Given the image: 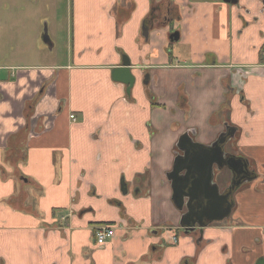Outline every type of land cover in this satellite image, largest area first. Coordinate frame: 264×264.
<instances>
[{"label": "crops", "instance_id": "0c3cea01", "mask_svg": "<svg viewBox=\"0 0 264 264\" xmlns=\"http://www.w3.org/2000/svg\"><path fill=\"white\" fill-rule=\"evenodd\" d=\"M39 1L0 0V264H256L264 257V5L49 0L46 43ZM173 31L190 51L213 43L229 55L176 63L167 50ZM124 56L136 78L130 94L112 77ZM195 76L199 88L223 80L198 91ZM224 120L256 174L229 218L186 232L166 176L175 146L193 129L211 143ZM102 225L116 232L98 245Z\"/></svg>", "mask_w": 264, "mask_h": 264}, {"label": "water", "instance_id": "95a60500", "mask_svg": "<svg viewBox=\"0 0 264 264\" xmlns=\"http://www.w3.org/2000/svg\"><path fill=\"white\" fill-rule=\"evenodd\" d=\"M144 30L147 37L149 29L145 27ZM175 33V38L178 39V34ZM43 40L46 43L50 42L47 29L43 34ZM112 77L114 81L122 82L127 86V94L131 93L136 78L132 72L131 62L126 56L123 57L121 66L113 68ZM195 133L196 131H193V134ZM186 136H189L187 140L185 139ZM180 143H183L184 146H187L188 143V145H196L206 151L205 147L194 142L189 134H184L180 137L178 146L181 148ZM213 154L212 156L204 154L198 162L189 163L186 167H181V157L183 156H177L172 169L166 174L172 188V199L176 208L179 211H183L184 206L188 209L187 213L185 212L181 215L180 220V224L186 232H191L196 228L202 231L211 223L221 222L231 216L234 208V203L229 200V194L221 193L219 186L213 182L216 172L215 165L218 167L228 165L234 172L238 169L240 170V168L243 170L244 166L247 167V165L240 159L236 160L235 157L227 159L224 156L225 159L221 148L215 149ZM219 162H221L220 165ZM192 168H196L197 175L191 173ZM201 199L210 201L211 206L206 209L203 218H198V221H195L193 216H196L198 212H193L189 205ZM256 264H264V257L258 259Z\"/></svg>", "mask_w": 264, "mask_h": 264}, {"label": "flooded vegetation", "instance_id": "af4514ba", "mask_svg": "<svg viewBox=\"0 0 264 264\" xmlns=\"http://www.w3.org/2000/svg\"><path fill=\"white\" fill-rule=\"evenodd\" d=\"M226 1L235 2V0H226ZM259 1L264 5V0H259ZM165 10L166 11L168 10V13L170 12V9L168 8V6L166 7ZM161 12H162V8H160V14H161ZM168 13L166 14L167 16H168ZM175 32H177V33H175ZM174 33L178 34V39L175 38L176 35H174ZM179 39H180V33L178 31L171 32L169 37H168V46H171V43L173 44L175 42H178ZM169 49H170V47H167V50H169ZM146 83H148V80L146 81ZM193 131H196V133L193 134ZM235 132H236V128L224 120L223 127H222V129H220L218 131L214 140L211 143L204 144V143H201L197 140V135H198L197 129H193L191 131L187 130L179 136L178 143L174 149L175 150V158L177 156H183V157H181L182 158L181 167H186L187 165H189V163H192V162H198V160L204 154H207L209 156L214 155L213 151L215 149H218V148H221L223 157L225 156L227 159H229L230 157H235L236 160L237 159L242 160V162L244 164H246L247 167L244 166L243 170L240 168V170L238 169L236 172H234L228 165L223 166V167H218L217 165H215L216 172H215V176L213 178V182L219 186L221 193L229 194V200L232 201L234 204H235V200H234L235 196H236L237 192L239 191V189L241 188V186H243V184L248 179H250L251 177H253L256 174V172L254 170V166L252 165V162H250L248 159L242 157L241 155H239L236 152V146L234 143L232 144V141L236 142L235 141V135H236ZM184 134H189L191 139L194 142L203 145L205 147L206 151H203L201 148H199L196 145H188L189 143L187 144V146L186 145L184 146L183 143H180L181 144V148H180L178 146V144L180 141V137ZM188 137L189 136H186L185 139L187 140ZM185 153H186V155L184 156ZM220 163L221 162H219V165H220ZM191 173L194 175H197L196 168H192ZM210 206H211V202L204 200V199L194 201L192 204H190L189 207L192 208V211L198 212L196 216H193L194 220L198 221V218H203V215H205L206 209L209 208ZM181 212H182L181 215L185 212L187 213L188 212L187 207L184 206L183 211H181Z\"/></svg>", "mask_w": 264, "mask_h": 264}, {"label": "rangeland", "instance_id": "374dc122", "mask_svg": "<svg viewBox=\"0 0 264 264\" xmlns=\"http://www.w3.org/2000/svg\"><path fill=\"white\" fill-rule=\"evenodd\" d=\"M11 1L14 2L15 4L21 2L18 6L27 7L30 5V3L34 2L35 0H11ZM46 1H49V0H43V2L41 1L42 3L39 1L38 5L36 7L38 9L37 11L39 12L38 13V15H39L38 27L40 30L39 31L40 40L42 39V36H43L46 29H47L49 36H50V32H51L49 29V25H48V23H49L48 17L50 15L51 11H48L49 3ZM7 3L9 5H13L10 1H7V2H5V6L7 5ZM65 4L66 3L64 2V5ZM40 17H44L45 19L41 20ZM203 42H205V41H203ZM47 47H49V46H47ZM169 47H170L169 51L176 53L175 55L178 58L177 61H175L176 63L181 62L179 58H182V57L183 58L186 57L189 60L188 55L198 56V58L200 60H204V62H208L210 60H213V56H211V53L209 51H211L212 53H217L219 55H229V48L227 46H217V45H214L213 43L210 45H204L203 44V45L195 46V47H193L192 51L188 50L186 46H184L182 43H178V42H175L173 44L171 43V46H169ZM200 53H202V55H200ZM172 71H175V70L172 69V70H168V72H167L171 76V78L167 79V81H168L167 86L168 87H173L175 85L174 82H176L175 76L173 75ZM179 71H181V70H179ZM201 75H202L201 72L197 73V77H200ZM197 77L196 76L193 77V79H192L193 81H191L190 85H192V88L197 87L198 91L203 90V89L210 90L211 89V86H210L211 82H213L215 80H219L220 82H222V80H223L221 77L217 78V79L214 78L213 80H212V78L204 79L202 81L200 88H199L196 80L201 81V79L200 78L196 79ZM207 82H209V84ZM142 83H144L143 79H142ZM161 83L163 86H165L163 81H161ZM169 89L170 88H168L167 91H169ZM182 90L185 91L184 85L182 87ZM192 90L193 89H191V91ZM221 98L223 99V102L226 106H228L230 104L231 97L227 93L222 94ZM233 143L234 142L232 141V144ZM254 164H255L254 161H252V165H254ZM235 199H236V196H235Z\"/></svg>", "mask_w": 264, "mask_h": 264}, {"label": "built area", "instance_id": "2783aa9c", "mask_svg": "<svg viewBox=\"0 0 264 264\" xmlns=\"http://www.w3.org/2000/svg\"><path fill=\"white\" fill-rule=\"evenodd\" d=\"M73 120L76 119L74 114L70 116ZM115 229L111 225H102L95 229V238L98 245H105L110 238L115 236ZM173 238V237H172ZM174 242L177 240L173 238Z\"/></svg>", "mask_w": 264, "mask_h": 264}]
</instances>
